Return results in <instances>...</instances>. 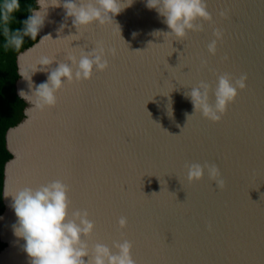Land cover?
<instances>
[{"label": "water", "instance_id": "1", "mask_svg": "<svg viewBox=\"0 0 264 264\" xmlns=\"http://www.w3.org/2000/svg\"><path fill=\"white\" fill-rule=\"evenodd\" d=\"M56 2L48 0L38 40L16 58V92L27 105L6 132L13 157L4 167L0 264H31L14 234L12 194L56 179L70 187L69 214L87 209L95 223L84 238L90 251L103 243L116 252L113 242L127 239L136 264H264V0H205L211 20L195 21L203 30L182 40L166 34L165 17L147 0H121L112 23L79 30L64 0ZM98 42L107 69L65 82L54 106L37 108L36 86L70 63L69 53L78 60ZM41 57L55 60L42 66ZM222 73L246 74V87L213 122L186 93L201 81L214 90ZM194 162L215 163L224 186L206 169L189 181L185 165Z\"/></svg>", "mask_w": 264, "mask_h": 264}, {"label": "clouds", "instance_id": "2", "mask_svg": "<svg viewBox=\"0 0 264 264\" xmlns=\"http://www.w3.org/2000/svg\"><path fill=\"white\" fill-rule=\"evenodd\" d=\"M59 2L60 0H57L53 5H59ZM38 5L39 11L29 10L32 14L22 22L23 30H16L9 36V28L5 26L6 46L19 49L24 43V36L36 39L44 24V11L41 10L47 8L48 0H38ZM146 6L156 9L165 17L164 23L171 29L166 34L175 36L178 40H182L189 30H203L202 24L195 23L198 19L211 20L205 0H147ZM63 7L66 9V15L73 17L72 24L79 30L80 27L94 22L100 25L112 23L113 17L118 15L125 5L122 6L121 0H87V3L64 0ZM19 9V0H0V22L9 24L13 19L12 13ZM221 15H224V12H221ZM213 35L216 39H213L207 48L208 52L214 55L217 40L222 37V32L216 29ZM108 51L112 55L116 54L114 48ZM105 57L106 51L102 42H98L91 51L81 49L78 60L75 54L69 53L67 60L70 63L60 62L49 72L47 81L36 86V107L43 109L45 106H54L57 102L56 93L65 82L71 83L74 79L87 80L92 77L94 70L107 69L108 60ZM54 60L41 57L38 65L49 66ZM202 63L206 64V61ZM73 65L76 66L74 73ZM246 80V74L237 79H233L229 73L218 74L214 90L209 83L201 81L197 87L186 93V96L191 99L194 112L199 111L205 118L218 122L226 113L228 105L234 102L238 89L243 90L246 87ZM210 91L215 97L214 104L210 103ZM21 97H25L23 92ZM185 167L188 169L189 181L202 179L206 169L209 179L215 181L218 187L222 188L225 184L215 163L205 162L202 165L194 162L186 164ZM69 191V185L56 179L36 188L25 186L12 194L11 206L18 218L13 225L14 234L24 239L23 250L30 257L31 264H136L131 254L133 244L127 239L123 242H113L116 252L103 243H96L91 251L89 250V244L84 238L92 236L95 223L89 219L87 209H76L69 214L72 203L68 196ZM4 195L9 194L5 192ZM118 225L121 229L125 228L127 218L119 217ZM85 257L88 259L85 260Z\"/></svg>", "mask_w": 264, "mask_h": 264}, {"label": "trees", "instance_id": "3", "mask_svg": "<svg viewBox=\"0 0 264 264\" xmlns=\"http://www.w3.org/2000/svg\"><path fill=\"white\" fill-rule=\"evenodd\" d=\"M20 9L12 13L13 19L5 25L0 22V215L5 210L3 200V180L4 167L13 155L6 146V132L9 128L17 125L24 118L26 102L16 92V81L19 78L18 66L16 63L17 55L26 48L33 45L38 40L30 36H24V43L21 48L6 46L7 38L4 28H9V36L16 30H23V21L27 20L32 13L30 9L37 8L36 0H19ZM6 243L0 240V251Z\"/></svg>", "mask_w": 264, "mask_h": 264}]
</instances>
